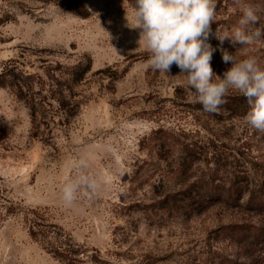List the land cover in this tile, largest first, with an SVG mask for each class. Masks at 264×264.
Wrapping results in <instances>:
<instances>
[{"label":"rangeland","instance_id":"obj_1","mask_svg":"<svg viewBox=\"0 0 264 264\" xmlns=\"http://www.w3.org/2000/svg\"><path fill=\"white\" fill-rule=\"evenodd\" d=\"M242 4L256 7V26L264 25V4L224 2L216 5V31L231 33ZM67 5H81L88 17L71 14ZM126 14L134 22L126 0H0V70L17 60L21 70L53 84L67 73L59 66L91 65L75 87L79 112L70 123L55 116L37 119L36 127L28 103L0 87V127L8 132L0 144V264H64L30 236L29 211L45 213L89 258L113 264H257L264 243L242 234L236 240L232 231L248 226L257 234L264 212L218 204L147 217L132 206L149 194L135 195L126 178L146 156L143 140L159 126L194 143L202 158L196 179L210 175L225 189L235 183L256 194L264 192V133L244 118L193 110L199 103L180 69L148 67L140 29L127 26ZM209 42L215 48L220 43L214 35ZM223 48L240 59L254 56L264 67V39L246 46L226 39ZM211 66L223 78L232 64L217 50ZM80 159L99 189L68 206L61 189Z\"/></svg>","mask_w":264,"mask_h":264},{"label":"trees","instance_id":"obj_2","mask_svg":"<svg viewBox=\"0 0 264 264\" xmlns=\"http://www.w3.org/2000/svg\"><path fill=\"white\" fill-rule=\"evenodd\" d=\"M126 1L134 7L135 0ZM239 1L246 3L253 0ZM256 1L264 4V0ZM224 2L235 3L237 0H216V5L220 6ZM66 9L81 18L89 15L81 5H67ZM211 29L212 33L216 31L217 22L211 24ZM20 66L17 60L9 61L3 66L0 70V87L9 90L17 100L28 103L36 127H38L37 119L47 117L53 119L55 116L61 117L60 121L70 123L79 112V104L74 100L75 87L91 71V65L71 68L59 66L58 69H64L67 73L62 72L60 78L53 81V84H47L41 76L28 74L21 70ZM226 99L227 103L220 106L218 113L228 114V117L244 118L249 110L246 99L242 96H228ZM193 110L204 111L201 104ZM7 138V130L0 127V144ZM141 151L146 152L145 158L136 162V169L126 179L129 190L135 195L142 190L149 194L145 201L139 200L132 204L144 216L155 217L158 213L166 215L177 212L187 213L218 204L242 205L249 210L264 212L263 191L256 194L254 190L249 192L248 188L238 187L235 183L232 184L231 189H225L216 184L217 180L210 175L207 179H196V166L202 160L201 154L196 151L194 143L180 139V135L175 130L159 126L143 140ZM44 214L36 211L26 213L25 220L29 225V234L33 239L46 245L50 253L64 264H86V259L90 260V264H113L98 255L89 258L81 247L64 240L63 230L48 222ZM232 232L236 240L242 239L240 237L242 234L248 235V239L257 238V244L264 243V227L257 229V234L252 233L248 226H240ZM221 264L243 263L225 259ZM257 264H264V256L257 261Z\"/></svg>","mask_w":264,"mask_h":264},{"label":"clouds","instance_id":"obj_3","mask_svg":"<svg viewBox=\"0 0 264 264\" xmlns=\"http://www.w3.org/2000/svg\"><path fill=\"white\" fill-rule=\"evenodd\" d=\"M241 11L242 16L230 34H220L218 30L212 33L216 0H135L134 22L128 21L127 14L126 19L128 27L140 29L138 43L149 53L146 61L149 68L169 73L175 64L195 102L208 113H218L220 106L227 103L226 97L233 92L239 94L249 106L244 120L254 130L264 133V67L254 56L240 59L223 48L226 39L233 45L243 46L264 39V25L256 26L260 20L257 8L242 4ZM210 35L220 42L218 48L209 42ZM217 50L222 53L224 63L232 64L223 78L211 66ZM70 168L74 178L66 181L61 189L62 199L68 206L78 195L91 198L99 189L96 177L86 171L85 160H74Z\"/></svg>","mask_w":264,"mask_h":264}]
</instances>
